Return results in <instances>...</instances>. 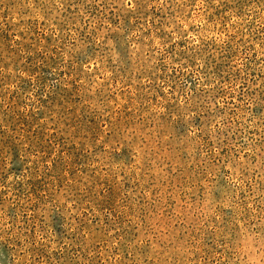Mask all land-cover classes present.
Returning a JSON list of instances; mask_svg holds the SVG:
<instances>
[{"label": "rangeland", "instance_id": "1", "mask_svg": "<svg viewBox=\"0 0 264 264\" xmlns=\"http://www.w3.org/2000/svg\"><path fill=\"white\" fill-rule=\"evenodd\" d=\"M0 264H264V0H0Z\"/></svg>", "mask_w": 264, "mask_h": 264}]
</instances>
